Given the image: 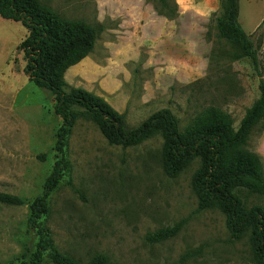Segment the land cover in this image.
<instances>
[{"label": "rangeland", "instance_id": "1", "mask_svg": "<svg viewBox=\"0 0 264 264\" xmlns=\"http://www.w3.org/2000/svg\"><path fill=\"white\" fill-rule=\"evenodd\" d=\"M39 1L65 19L100 27L92 51L64 73L65 89L81 88L102 98L123 116L127 128L168 108L183 131L206 108L217 107L236 129L259 97L264 0H239L238 21L258 48L256 70L248 58L235 60L232 45L218 38L213 20L221 0ZM164 2L174 6L172 19L159 15ZM27 34L20 22L0 18V192L24 201L0 204V264H29L35 251L28 205L51 173L54 135L61 124L52 95L34 86L24 72L18 46ZM204 36L213 43L210 55L204 44L202 50L196 45ZM180 40L186 42L183 54L162 56ZM207 55L217 60L213 66H207ZM263 136L262 124H257L245 145L260 156L262 176ZM162 145L160 134L132 147L112 145L79 114L64 149L66 169L41 219L54 249L81 262L103 254L115 264H256L249 235L232 240L219 210L197 211L191 181L199 159L168 177ZM262 147L264 151V142ZM239 196L247 206L264 211V196ZM178 222L182 225L172 238L147 241L149 234ZM42 264H53L47 253Z\"/></svg>", "mask_w": 264, "mask_h": 264}, {"label": "trees", "instance_id": "2", "mask_svg": "<svg viewBox=\"0 0 264 264\" xmlns=\"http://www.w3.org/2000/svg\"><path fill=\"white\" fill-rule=\"evenodd\" d=\"M162 6L164 9L159 15L172 19L174 6L168 2ZM238 16L239 0H221L220 13L213 20L217 35L232 45L235 60L248 58L256 70L259 66L258 48L241 27ZM0 18L20 22L27 29V36L18 46L26 62L24 72L34 86L52 95L53 112L61 119L54 135L56 160L42 193L28 205L27 226L37 235L29 264H42L45 253L53 264H115L103 254L81 262L58 252L53 247L48 229L41 222L48 210L49 196L66 169L64 149L79 114L89 118L112 145L132 147L160 134L163 139L162 165L168 177L178 176L199 159V167L191 181L197 211L219 210L224 215L230 238L241 240L249 235L255 263L264 264V211L259 206H247L239 196L241 192L264 196L260 156L245 149L253 128L261 123L264 130L263 80L259 83V97L246 109L236 129L229 115L217 107L206 108L183 131L168 108L152 113L134 128H127L123 116L102 98L81 88L65 89L64 73L92 51L100 27L81 20L65 19L44 7L39 0H0ZM207 36L209 38V33ZM221 54L227 57V53L221 51ZM215 62L217 60L210 56V65ZM0 204L19 206L24 201L16 195L0 192ZM181 225L178 222L161 228L146 239L149 243L163 242L175 236Z\"/></svg>", "mask_w": 264, "mask_h": 264}, {"label": "crops", "instance_id": "3", "mask_svg": "<svg viewBox=\"0 0 264 264\" xmlns=\"http://www.w3.org/2000/svg\"><path fill=\"white\" fill-rule=\"evenodd\" d=\"M208 40L209 39H207V37L204 36L201 41H199V40L196 41V45H198V48H200V50H202L201 49L202 48V44H204V46L206 47V52L208 53V55H210V53L212 51V48H213V43L211 41H208ZM173 42H176V41H173ZM193 45H194V43H193ZM186 49H187L186 48V42H183L182 40H180L178 46L174 45V43H173L172 51H170L169 53H166V51L164 52V49H160V50H158V52H160V53L164 52V54L162 53L163 55L162 54L161 55L170 58V57H174V56H179L176 53H182L183 54ZM172 53H175V54H172ZM208 55H207V66L211 64L210 63V58H209ZM262 139L263 140H262V144H261V150H262V155L264 156V151H263V147H262L263 146V142H264V136H263Z\"/></svg>", "mask_w": 264, "mask_h": 264}]
</instances>
